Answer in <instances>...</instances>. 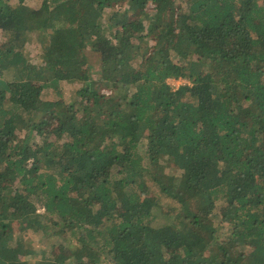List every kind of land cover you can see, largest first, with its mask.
I'll use <instances>...</instances> for the list:
<instances>
[{
  "label": "trees",
  "instance_id": "obj_1",
  "mask_svg": "<svg viewBox=\"0 0 264 264\" xmlns=\"http://www.w3.org/2000/svg\"><path fill=\"white\" fill-rule=\"evenodd\" d=\"M0 33V264H264V0H0Z\"/></svg>",
  "mask_w": 264,
  "mask_h": 264
},
{
  "label": "rangeland",
  "instance_id": "obj_2",
  "mask_svg": "<svg viewBox=\"0 0 264 264\" xmlns=\"http://www.w3.org/2000/svg\"><path fill=\"white\" fill-rule=\"evenodd\" d=\"M1 35V33H0ZM4 41L0 40V43H3ZM40 43L37 41H33V42H29L28 47H26V54L29 58H31L32 60H35L38 54V50L35 51V49L38 47ZM35 64H37V61H35ZM169 81L171 82V85L174 87H178L180 86L185 79H175V78H170ZM78 83L77 82H72L71 84L68 85H64L65 87V93H66V99L70 100V99H75L76 98V88L78 87ZM42 210V209H41ZM68 246H72V242H69Z\"/></svg>",
  "mask_w": 264,
  "mask_h": 264
}]
</instances>
